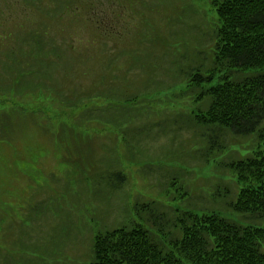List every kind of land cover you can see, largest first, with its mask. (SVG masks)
<instances>
[{"label": "rangeland", "instance_id": "rangeland-1", "mask_svg": "<svg viewBox=\"0 0 264 264\" xmlns=\"http://www.w3.org/2000/svg\"><path fill=\"white\" fill-rule=\"evenodd\" d=\"M211 1L0 0V226L14 225L8 245L0 240V264H89L99 230L89 216L96 199L87 204L94 193L107 197L98 213L103 229L121 226L125 211L150 202L156 213L219 207L245 220L225 210L237 185L224 165L252 151L254 136L223 132L232 145L208 151L193 140L195 134L201 141L202 128L190 118L207 109L208 99L198 101L202 88L189 80L199 59L202 73L214 60L218 18ZM27 54L30 72L19 81ZM32 75L33 86H42L37 91L28 87ZM110 104L128 109L123 133L99 118ZM143 125L153 129L136 136ZM176 134L178 151L169 146ZM115 171L126 184L103 196L91 177ZM170 173L179 196H163ZM219 186L221 200L213 197Z\"/></svg>", "mask_w": 264, "mask_h": 264}, {"label": "trees", "instance_id": "trees-1", "mask_svg": "<svg viewBox=\"0 0 264 264\" xmlns=\"http://www.w3.org/2000/svg\"><path fill=\"white\" fill-rule=\"evenodd\" d=\"M211 6L218 18V25L212 34L215 39L214 60L206 73H202L205 60L199 59L195 74L189 80L202 88L197 100L208 99L207 109H201L190 118L197 127L202 128L199 134L201 141H195V134L193 140L194 144L199 145L198 151H204L205 147H208V151L226 149L232 145L227 143L226 138L221 139L223 132L233 137L254 136L256 146L252 151H246L243 157L233 158L224 165L231 175L228 180L233 178L237 185V194L233 200L226 202L225 210L245 220H233L220 213L217 210L219 207L201 209L189 205V208L183 209L168 206L172 213H156L155 207L152 208L156 202H150L135 204L133 211H125L128 220L121 226L115 228L116 223L120 222L117 221L113 227L103 229L104 223L99 221L103 219L98 217V213L107 197L97 199L94 193L87 204L96 199L92 202L95 207L89 216L92 215L91 221L99 223V230L92 238L91 253L86 261L91 259L89 264H264V0H212ZM27 58L28 54L25 60L19 61V81L30 72ZM5 66L10 68V61H6ZM191 67L189 71L193 69ZM177 72L183 74L185 71L177 69L176 75H179ZM237 74L241 75L239 79ZM216 77V85L202 87L212 83ZM35 78L36 75H32L27 82L32 91L42 87L41 84L33 86ZM9 91H12V86ZM126 114H129L128 109L113 108L110 104L100 109L99 118L115 124L123 133ZM134 118L131 116L128 121ZM143 127L136 136L153 129L149 125ZM182 127L183 123L179 128L180 133ZM180 138L181 135H174L169 144L175 151H178ZM172 175L170 173L166 177L162 189L164 195L162 191L160 195L178 193L179 196L180 188L174 187L179 182L177 178H171ZM91 179L103 186V196L114 193V189H123L126 184L125 176L122 177L117 171L97 178L95 175ZM171 179L174 182L171 183ZM225 194L229 196V191ZM216 195L217 200L222 199L220 186L213 197L217 198ZM186 196H189L187 191L182 201L186 200ZM172 200L176 201L174 198ZM191 200L192 197L189 204ZM131 212L139 219H131L128 215ZM142 212L152 213L153 219L147 220ZM158 220L162 222L159 224ZM5 221L0 226V240H4V246L11 240L14 226L9 221L5 227ZM17 242L19 235L12 243ZM5 264H8L7 259Z\"/></svg>", "mask_w": 264, "mask_h": 264}]
</instances>
